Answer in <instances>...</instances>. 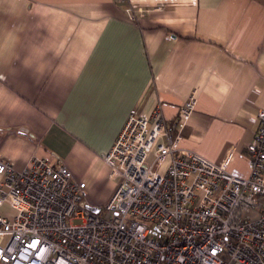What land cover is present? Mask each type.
Listing matches in <instances>:
<instances>
[{
	"label": "crops",
	"instance_id": "crops-1",
	"mask_svg": "<svg viewBox=\"0 0 264 264\" xmlns=\"http://www.w3.org/2000/svg\"><path fill=\"white\" fill-rule=\"evenodd\" d=\"M192 91L181 145L210 160L233 146L227 170L247 176L264 0H0V153L65 165L93 207L115 188L103 156L126 116L173 119Z\"/></svg>",
	"mask_w": 264,
	"mask_h": 264
},
{
	"label": "built area",
	"instance_id": "built-area-1",
	"mask_svg": "<svg viewBox=\"0 0 264 264\" xmlns=\"http://www.w3.org/2000/svg\"><path fill=\"white\" fill-rule=\"evenodd\" d=\"M195 104L192 91L173 119L126 116L97 210L65 165L33 155L17 169L0 153V264H264V111L241 177L233 146L210 160L181 145Z\"/></svg>",
	"mask_w": 264,
	"mask_h": 264
},
{
	"label": "water",
	"instance_id": "water-1",
	"mask_svg": "<svg viewBox=\"0 0 264 264\" xmlns=\"http://www.w3.org/2000/svg\"><path fill=\"white\" fill-rule=\"evenodd\" d=\"M95 210H97V208H94Z\"/></svg>",
	"mask_w": 264,
	"mask_h": 264
},
{
	"label": "rangeland",
	"instance_id": "rangeland-1",
	"mask_svg": "<svg viewBox=\"0 0 264 264\" xmlns=\"http://www.w3.org/2000/svg\"><path fill=\"white\" fill-rule=\"evenodd\" d=\"M99 208H102V207H99Z\"/></svg>",
	"mask_w": 264,
	"mask_h": 264
}]
</instances>
